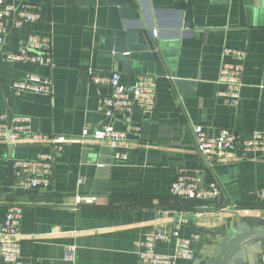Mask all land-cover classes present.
<instances>
[{
	"label": "crops",
	"instance_id": "obj_1",
	"mask_svg": "<svg viewBox=\"0 0 264 264\" xmlns=\"http://www.w3.org/2000/svg\"><path fill=\"white\" fill-rule=\"evenodd\" d=\"M8 1L33 5L39 20L10 30L1 53L18 52L29 35L51 37L53 67L0 62V114L29 117L30 130L64 138L52 185L22 191L14 175L10 192L4 191L9 157L34 160L50 153L51 146L0 140V229L7 206L21 205L22 258L43 264H140L137 251L143 250L140 243L146 235L161 226L169 232L184 212L186 222L179 232L195 237L192 259L176 264H205L217 247L251 229L246 220L264 213L253 209L264 202V156L250 154L203 175L213 178L225 199L240 207L234 212L187 213L170 197L169 188L184 171L204 168L193 127H202L208 137L222 129L241 139L264 132V0ZM130 7L134 18L124 12ZM141 27L152 35L155 31L154 50L125 54L130 64L125 70L112 50L117 39ZM224 48L245 53L237 109L219 96ZM155 60L163 71L157 76L156 107L147 116L134 109L131 121L141 131L129 137L127 160L114 161V151L105 145L81 144L85 125L92 133L104 122L97 105L110 95L109 86L90 82L88 69L116 71L120 83L130 86L140 74L156 76ZM27 74L51 77L53 94L14 95L13 83ZM114 128L124 129L119 118ZM76 196L96 200L74 208ZM172 245V239L157 242L154 251L171 254ZM69 247H75L72 260L65 259ZM222 264H264V236L243 239Z\"/></svg>",
	"mask_w": 264,
	"mask_h": 264
},
{
	"label": "built area",
	"instance_id": "obj_2",
	"mask_svg": "<svg viewBox=\"0 0 264 264\" xmlns=\"http://www.w3.org/2000/svg\"><path fill=\"white\" fill-rule=\"evenodd\" d=\"M39 20L35 7L28 3L14 5L8 0H0V62L6 64H23L35 67H53L51 37L27 36L23 46L16 53L2 54L5 38L10 30H19L28 24ZM153 37H156L155 31ZM226 58L219 69L217 83L223 87L219 92L228 107L237 109L241 102L242 75L244 70L245 53L242 50L224 48ZM89 80L93 84H105L110 87V95L98 101L97 112L104 122L89 133L90 127L82 129L81 144L105 145L111 148L113 160L123 163L127 160V150L132 145L130 136L138 135L139 126L132 124L131 116L138 108L144 116L153 113L156 107L158 77L150 74H140L133 85L125 86L120 83V73L116 71L101 74L94 69H88ZM14 95L23 92L34 94H53L51 77H40L27 74L12 85ZM119 118L124 129L118 131L114 123ZM29 117H12L8 127V117L0 114V140L8 139L12 144H43L51 146V152L42 154L34 160H13V171L18 181L19 190L31 191L48 189L53 181V169L57 155L62 151L64 138L62 136L36 133L30 130ZM194 144L197 153L202 157L204 168L193 172L184 171L171 183L170 196L178 200L197 203L195 211L218 210L234 212L239 206L228 202L213 179L203 175L219 165L235 164L247 159L248 155L264 156V132H253L241 139L231 129H222L215 136L208 137L202 127H193ZM102 165H98L101 167ZM264 200V195L261 196ZM94 197L76 196L74 208L81 204H93ZM177 223L169 232L161 226L147 234L140 243L142 251H137L140 264H176L180 260L192 259L191 242L194 236L184 238L180 235V226L186 222L185 213H178ZM22 206L9 204L4 214L0 229V261L2 264H43L38 260L24 259L21 256V240L19 227ZM173 240L171 254H159L154 251L157 242ZM75 247L67 249L66 260L73 259Z\"/></svg>",
	"mask_w": 264,
	"mask_h": 264
},
{
	"label": "water",
	"instance_id": "obj_3",
	"mask_svg": "<svg viewBox=\"0 0 264 264\" xmlns=\"http://www.w3.org/2000/svg\"><path fill=\"white\" fill-rule=\"evenodd\" d=\"M125 13L130 14L133 18L135 17L133 9L127 8L124 9ZM153 51V35L152 32H147L144 28L136 30L135 32H129L126 34L124 39H117L115 42L114 52L115 59L117 61H121L124 65L125 70H130L129 59L126 58L125 54L129 52H137V51ZM156 63V76H162L163 71L160 67L158 60H155ZM176 84L183 85V82L176 81ZM12 116H8V127L11 125ZM9 178L7 187L4 189L5 192H10L14 180V171H13V160L9 157ZM17 182L21 180V178L16 179ZM247 225L251 228L249 231L238 233L231 237L229 241L223 245L222 247H217L212 254V256L208 259L205 264H222V262L229 256L232 252L233 248L245 238L251 236H264V213L255 218H249L246 220ZM255 228V229H254Z\"/></svg>",
	"mask_w": 264,
	"mask_h": 264
},
{
	"label": "trees",
	"instance_id": "obj_4",
	"mask_svg": "<svg viewBox=\"0 0 264 264\" xmlns=\"http://www.w3.org/2000/svg\"><path fill=\"white\" fill-rule=\"evenodd\" d=\"M175 202L182 204V206H184V210L186 211H195L196 210V206L198 205L197 203L194 202H190V201H184V200H178L176 198H173L172 196H170ZM244 208V207H242ZM253 209H264V202H257V204L253 205Z\"/></svg>",
	"mask_w": 264,
	"mask_h": 264
}]
</instances>
